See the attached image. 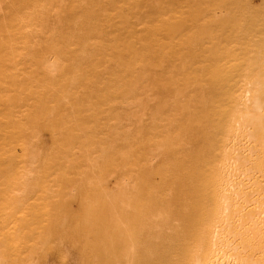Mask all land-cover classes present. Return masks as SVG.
<instances>
[{
	"label": "bare ground",
	"instance_id": "1",
	"mask_svg": "<svg viewBox=\"0 0 264 264\" xmlns=\"http://www.w3.org/2000/svg\"><path fill=\"white\" fill-rule=\"evenodd\" d=\"M39 257L264 264V0H0V264Z\"/></svg>",
	"mask_w": 264,
	"mask_h": 264
},
{
	"label": "rangeland",
	"instance_id": "2",
	"mask_svg": "<svg viewBox=\"0 0 264 264\" xmlns=\"http://www.w3.org/2000/svg\"><path fill=\"white\" fill-rule=\"evenodd\" d=\"M114 101H116V99L114 100ZM55 251V250H54ZM55 253H56V251H55ZM52 254V255H51ZM48 255H50V256H48ZM47 256H48V260H50V259H54L55 258V255H54V253H50V254H48ZM56 259V258H55ZM44 260H45V258H43V257H39L38 258V264H47L48 263V261H47V259L45 260V262H44ZM35 261H36V259H35ZM42 261V262H41ZM47 261V262H46ZM50 262V261H49Z\"/></svg>",
	"mask_w": 264,
	"mask_h": 264
}]
</instances>
